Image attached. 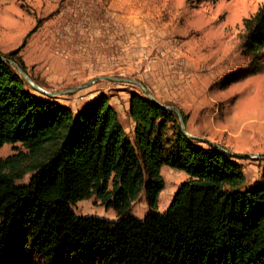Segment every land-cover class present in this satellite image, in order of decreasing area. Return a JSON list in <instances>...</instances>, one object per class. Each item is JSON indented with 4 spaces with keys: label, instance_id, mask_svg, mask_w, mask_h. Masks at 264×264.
<instances>
[{
    "label": "trees",
    "instance_id": "16d2710c",
    "mask_svg": "<svg viewBox=\"0 0 264 264\" xmlns=\"http://www.w3.org/2000/svg\"><path fill=\"white\" fill-rule=\"evenodd\" d=\"M242 23L250 59L223 86L264 58V3ZM19 50H0V147H23L0 157V264H264V165L246 186L229 151L200 145L167 104L136 92L131 134L105 94L76 111L39 96L11 63L26 70ZM162 165L187 177L158 211ZM141 192L147 212L138 218L131 205ZM93 195L117 218L73 210Z\"/></svg>",
    "mask_w": 264,
    "mask_h": 264
},
{
    "label": "rangeland",
    "instance_id": "374dc122",
    "mask_svg": "<svg viewBox=\"0 0 264 264\" xmlns=\"http://www.w3.org/2000/svg\"><path fill=\"white\" fill-rule=\"evenodd\" d=\"M263 3L0 0V50L20 49L29 79L57 92L55 101L73 111L105 94L129 134V95L147 94L134 82L103 76L139 81L160 103L187 115L185 130L200 137L194 138L200 145L212 143L229 151L250 186L258 182L264 165V58L255 73L223 82L248 64L250 57L242 52V19ZM26 84L33 93L45 95ZM20 150L19 143H5L0 157ZM160 173L165 186L157 210L163 211L170 202L165 195H172L187 176L167 165ZM72 208L77 214L117 218L114 208L94 195ZM131 212L145 216L144 192L132 202Z\"/></svg>",
    "mask_w": 264,
    "mask_h": 264
},
{
    "label": "water",
    "instance_id": "95a60500",
    "mask_svg": "<svg viewBox=\"0 0 264 264\" xmlns=\"http://www.w3.org/2000/svg\"><path fill=\"white\" fill-rule=\"evenodd\" d=\"M11 63L17 68V70L19 71V73L21 74V76L23 77V79H24V81L26 82V83H28L29 85H31V87L33 88V89H35V90H37V91H40L41 93H44L45 95H49V96H55L56 94H57V92H50V91H48V90H46V89H44V88H42L40 85H38V84H36V83H34L31 79H29V77L27 76V74L25 73V71L17 64V63H15V62H13V61H11ZM104 78H108V79H112V80H125V81H131V82H134V83H136V84H138V85H140L141 87H142V89H143V91L147 94V96L150 98V99H152L153 101H156V102H158V103H160L150 92H149V90L144 86V85H142L139 81H136V80H133V79H122V78H116V77H110V76H103ZM85 84H83V85H81V86H79V87H82V86H84ZM79 87H76L75 89H77V88H79ZM168 108H170V109H172L173 111H175L177 114H178V116H179V119H180V124H181V127H182V129H183V132L186 134V135H188V136H190V137H192V138H197V139H199L200 137H198V136H195V135H192L191 133H189L188 131H186L185 130V123H184V120H183V118H182V116H181V113H180V111L176 108V107H172V106H168V105H166ZM226 150V149H225ZM262 157H264V154H262L261 155Z\"/></svg>",
    "mask_w": 264,
    "mask_h": 264
},
{
    "label": "crops",
    "instance_id": "0c3cea01",
    "mask_svg": "<svg viewBox=\"0 0 264 264\" xmlns=\"http://www.w3.org/2000/svg\"><path fill=\"white\" fill-rule=\"evenodd\" d=\"M132 128H133V125H132ZM190 133V132H189ZM162 191V190H161ZM160 194V193H159ZM166 197V199H167V201H169L170 199H171V197H172V195L170 194V195H165ZM167 207V206H166Z\"/></svg>",
    "mask_w": 264,
    "mask_h": 264
},
{
    "label": "bare ground",
    "instance_id": "6f19581e",
    "mask_svg": "<svg viewBox=\"0 0 264 264\" xmlns=\"http://www.w3.org/2000/svg\"><path fill=\"white\" fill-rule=\"evenodd\" d=\"M98 37V36H97Z\"/></svg>",
    "mask_w": 264,
    "mask_h": 264
}]
</instances>
